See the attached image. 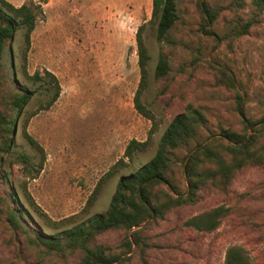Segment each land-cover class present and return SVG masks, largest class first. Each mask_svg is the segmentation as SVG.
Wrapping results in <instances>:
<instances>
[{"label": "rangeland", "instance_id": "obj_1", "mask_svg": "<svg viewBox=\"0 0 264 264\" xmlns=\"http://www.w3.org/2000/svg\"><path fill=\"white\" fill-rule=\"evenodd\" d=\"M7 1L33 5L35 23L24 63L21 28L5 41L0 59V107L9 108L10 95L19 88L30 92L16 115L13 143L0 170L4 175L0 177V264H79L78 253L48 251L31 241L32 234L12 227L6 219L7 205L16 198L26 225L40 233L56 232L59 229L45 226L26 202L23 182L30 199L51 220L78 214L99 177L122 157L126 143L145 139L149 121L132 105L139 78L134 42L139 24H145L143 40L149 56L142 101L159 118V125L149 147L134 151L132 161L103 183L84 217L105 209L117 179L151 157L167 121L186 103L199 106L207 123L194 141L175 152L181 190L184 154L195 144L212 140L219 128L241 130L236 93L245 116L254 119L264 111V11L256 15L249 0L237 8L230 6L231 0H206L223 6L209 28L214 33L199 27L196 0H174L177 18L161 41L147 23L151 0ZM255 15L245 34L224 36L234 22ZM159 53L166 56L168 71L154 77ZM220 69L231 76L233 88L216 82ZM44 70L55 76L59 86L57 98L47 108L42 104L50 94L49 84L30 77ZM27 115L25 130L43 156L33 178L23 174L16 160L17 153L27 155L31 163L40 157L21 134ZM197 194L195 202L176 206L144 227L141 233L150 244L147 264H222L229 244L243 247L251 264H264V162L238 169L225 190L206 184ZM217 205L228 211L212 231L182 224L190 215ZM151 213L144 223L153 218ZM122 236V230L109 229L96 241L117 252ZM117 262L140 264L134 245L111 264Z\"/></svg>", "mask_w": 264, "mask_h": 264}, {"label": "trees", "instance_id": "obj_2", "mask_svg": "<svg viewBox=\"0 0 264 264\" xmlns=\"http://www.w3.org/2000/svg\"><path fill=\"white\" fill-rule=\"evenodd\" d=\"M243 1L231 0L230 6L237 8ZM249 3L255 8L256 15L264 11V0H249ZM196 9L199 14V27L203 31L214 33L209 28L215 22L223 6L209 4L206 0H196ZM256 15L241 23L234 22L224 36L235 38L245 34L250 25L256 21ZM176 18L174 0H151L150 17L147 23L153 27L157 41H161L166 36ZM34 23L35 7L33 5L26 3L13 5L7 0H0V59L5 41L11 38L16 29L21 28L24 42L21 57L24 63ZM144 28V23L139 24L134 34L139 78L132 96V105L139 115L149 121L145 139L142 141L130 139L126 143L122 157L99 177L78 214L51 220L30 199L23 182L22 191L26 202L42 219L45 226L59 229L56 232L40 233L26 225L21 219L22 210L19 209L20 205L16 198L12 197V204L7 205L6 219L12 227L22 232H29L32 234L31 241L40 244L48 251L61 254L78 253L79 264H111L117 261L122 253L128 252L132 245L135 247L140 264H147L146 250L150 244L147 237L141 233L145 226L156 219H162L166 211L176 206L195 202L200 187L211 184L225 190L238 169L264 162V111L254 119L245 116L241 96L236 93L235 110L240 118L241 130L219 128L218 135L212 140L203 144H195L191 151H187L183 156L184 162L180 165V174L185 182L184 189L181 190L175 176L177 162L175 152L194 141L199 130L205 129L207 123L202 109L188 102L180 112L169 118L155 141L151 157L117 179L105 209L84 217L99 194L103 183L118 169L127 166L132 161L134 151H144L149 147L151 136L159 125V118L155 117L142 101V94L147 84L146 66L149 59L143 40ZM167 71L166 56L159 53L154 67V77H161ZM30 77L49 84L50 94L42 104L43 108L49 107L59 92L55 76L44 70L42 75L36 71ZM215 80L226 87H234L233 79L224 70L217 71ZM29 96L30 92L21 87L10 95L9 108L0 107V170L9 147L13 143L12 132L16 115ZM27 117L29 115L22 120L21 134L28 144L40 154V157L35 163H31L27 155L17 153L16 160L22 165L23 174L28 178H33L41 168L43 156L41 147L25 130ZM3 176L0 172V177ZM227 211V207L217 205L190 215L182 221V224L198 231L210 232L217 227L220 217ZM151 212L153 218L137 227L150 216ZM109 229L123 231L117 252L111 251L107 246L96 241L98 235ZM128 230L129 233H127ZM222 264L251 263L243 247L229 244L225 247Z\"/></svg>", "mask_w": 264, "mask_h": 264}, {"label": "water", "instance_id": "obj_3", "mask_svg": "<svg viewBox=\"0 0 264 264\" xmlns=\"http://www.w3.org/2000/svg\"><path fill=\"white\" fill-rule=\"evenodd\" d=\"M14 131H15V122H14L13 132H12L13 134H14ZM151 214H152V213H151ZM145 221H146V220H145ZM145 221L139 223V224L137 225V227L141 226Z\"/></svg>", "mask_w": 264, "mask_h": 264}]
</instances>
